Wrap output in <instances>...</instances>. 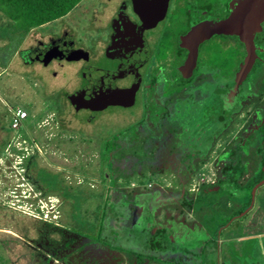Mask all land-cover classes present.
<instances>
[{"label":"flooded vegetation","instance_id":"af4514ba","mask_svg":"<svg viewBox=\"0 0 264 264\" xmlns=\"http://www.w3.org/2000/svg\"><path fill=\"white\" fill-rule=\"evenodd\" d=\"M233 1L80 0L46 24L30 28L19 42L26 46L19 47L15 55L24 65L38 63L41 68L46 67L51 72V79H57L52 92L59 91L57 94L61 98L54 99L55 110L51 112L56 115L52 118L56 121L45 123L33 119L34 122H28L26 126H4V129L0 125V155L2 150H9L8 147L15 150V146L16 156L24 158V171L28 173L34 153L29 152L24 144L35 143L33 135L41 128L46 131L55 129L50 135L56 141L58 135L61 137L58 133L67 130L70 122L65 119V122L57 121L61 114L62 117L65 113L70 114L68 109L60 107L63 102L72 109V115L83 110L84 113L89 111L90 116L94 111L101 116L116 103L130 102L133 106L127 109L129 122L121 131L110 132L112 138L98 148L97 155L99 160L109 161L114 146L120 150L130 147L129 158L150 162L149 177H176V182L160 185L153 180V185L147 182L139 184L146 186L137 185V189H132L134 192L144 189L153 194L145 196L141 192L147 197L149 206L157 207L159 193L173 194L171 199L164 197L161 201L167 200L169 205L176 202L186 210L188 206L194 207L191 211L202 206H231L232 201L224 193L217 202H211L220 191L221 181L225 180L235 179V183L243 185L248 192L253 188L257 192L264 184V36L256 40L259 48L256 66L244 79L240 78L239 90L235 94L232 88L239 82L238 72L248 55L246 46L224 28H216L222 21H228ZM72 16L76 28L69 21ZM32 31L35 35L28 38ZM0 42L5 46L8 44L4 37ZM71 56L74 58L69 59ZM89 115L80 122L90 119ZM76 119L80 118L76 116ZM109 142L113 148L105 150ZM77 154L82 156L80 151ZM80 159L83 160V156ZM243 163L253 168L243 169ZM19 165L23 166L22 160ZM26 172L22 176L24 180ZM85 172H89L88 169ZM27 180L22 184H28ZM96 182L101 185L102 179ZM202 187L205 189L201 190ZM115 188L110 185L108 193L111 198L108 203L107 196L102 216L91 214L89 217L95 225L98 223V232L104 210H114L117 206L128 209L134 202L133 198L123 195L114 199ZM260 195H264V191ZM255 198L254 193L252 206ZM138 200L143 218L144 204ZM120 214L124 218L119 219L117 212L107 216V223L115 225L107 235L114 237L113 234L117 236L121 230H126L119 231L118 224L125 222L126 226L129 213ZM194 218L198 222L195 226L203 229L200 219L195 215ZM162 222L159 233L169 231L176 224L183 225L172 219ZM154 224L158 223L155 221ZM195 226L186 227L194 230ZM90 227L94 225L90 224ZM198 248L199 245L194 243L190 248L192 253L171 248L160 256H151L163 261L174 259L177 264L178 261L179 264H194ZM95 249L98 251L99 248ZM85 250L83 256L96 258L90 247ZM145 251L149 253V250Z\"/></svg>","mask_w":264,"mask_h":264},{"label":"rangeland","instance_id":"374dc122","mask_svg":"<svg viewBox=\"0 0 264 264\" xmlns=\"http://www.w3.org/2000/svg\"><path fill=\"white\" fill-rule=\"evenodd\" d=\"M3 20V18H0V25ZM69 21L75 25L74 28L77 27L75 17L72 16ZM44 29H46V27ZM80 31L82 34L88 36L83 29H80ZM33 35L35 34L32 31L28 34V38H31ZM76 35L80 38L78 33ZM81 40H83V38H81ZM25 46L24 43L20 45V47ZM44 68L45 69L41 68L38 63L24 65L12 49L8 51L6 46L0 42L1 127L11 126V110L16 107L25 110L29 115L28 118L26 117L19 121L18 127L23 124L26 126L28 122H34L33 119L45 123L56 121V119H52L56 115L51 112L53 109L55 110L54 103H52L54 99L61 98L57 94L59 91L56 93L52 92L55 91L53 83L57 81V79H51V72L49 69H46V67ZM254 79L255 77L252 78L253 82ZM55 103L57 105L59 100L55 101ZM132 106L133 104L130 102H121L116 103L109 112L101 116L96 115L95 111L94 115L90 116L89 111L84 113L83 110L77 111L78 113L72 115V109L66 102H63L60 107L68 109L70 114L65 113L64 117H62L63 115L61 114V118L57 121L63 122L65 119V121L70 122L67 130L62 129L58 133L61 134V137L58 135V140L56 141L50 135V132L56 131L55 129L46 131L45 128H41L37 130L35 136L33 135V141H35V143L26 142L24 144L29 149V152L34 153V156L30 158L31 165L29 164L30 168L27 170L28 173L26 170L24 171L26 165L24 158L19 159L16 156L18 152L15 146L13 148L15 150H11L10 147H8L9 150L1 151L3 154L0 155V205L4 207L0 206V210H3L0 211V231L10 234L15 233L16 235L12 234L15 237L19 235V237H21V244L19 243L18 246L22 248L21 251L27 250V248L22 245L23 241L29 244L33 242H45L42 237H38L41 234L39 229H42L41 226L44 223L43 221H49L50 223H59L66 227V230L62 231L64 240L65 237L76 236L79 241L86 238L91 242L89 246L84 245V250L82 252L86 253L87 251L85 248L87 249L90 247L97 260L89 258L90 256L81 257L79 255L81 251L74 254L76 259L80 261L86 259L87 264H122L123 255L121 252L113 250V248L106 244H97L91 238L86 237V235L94 236L99 234L98 223L95 225L89 217L91 214H93V216L97 215L98 217L102 216V209H105L103 207L107 201V196L109 199L108 203L110 201L111 197L109 198V195L111 196V193H108V191L110 185L112 186L113 184V188L116 187L114 185H120L119 188H115L117 192L112 193L114 199L123 195L128 198H133L134 200L133 204L128 207L129 218L126 219V226L124 225L125 222L123 223L126 230H121V232L125 231L122 242L125 243L126 249H131L135 252H139L140 250L143 254L142 258H144L141 264H150L147 260L148 258H151L153 264H177L174 259H164L163 261V259L160 260L159 257H152L151 255L157 254V252L151 251L149 247V253L144 250L143 244L150 246L152 243L155 244L157 242L156 237L154 238L155 235L153 231L148 229L147 223L152 224L156 221L159 226L164 224L162 221L172 219L176 223H182L183 225L193 227L198 223L194 218V211L183 209L181 205H178L176 202L170 203L171 205H169L167 200L161 201L164 197L166 199H171V197L174 196L173 194H167L169 196L167 197L164 193L157 194V207L154 206L152 208L147 202V197H145L147 194H151L150 192L142 188V190H136V192L132 190L134 188L137 189V185L146 184L147 182H151L153 185V180L155 182L158 181L160 185H165L169 181L176 182L177 178L149 177L147 174L151 167L150 162L143 159L137 160L129 158L128 153L131 152L130 147L120 150L116 146L113 148L112 142H109L105 150L113 148L112 160L110 159L108 161L101 158L99 160V156L97 155L98 148L100 149L105 141L112 138L110 132L113 130H116V132L121 131L122 127L129 122L130 118L127 117V109H130ZM58 107L59 106H57V108ZM240 112L236 114V117H238ZM31 114L32 117H30ZM87 115H89L90 119L81 123L80 121L85 119ZM76 116L80 119L77 120ZM66 123L68 124V122ZM215 124L219 125V123ZM231 130L232 128L230 131ZM76 133L78 134L77 137L74 136ZM124 135L125 137L129 136L128 134ZM119 139H121V137ZM71 140L75 141L76 144L73 145L74 142ZM105 150L104 153L108 154V151ZM78 151L81 152L84 158L83 160L80 159L82 157L80 154L76 156ZM139 152L140 154L143 153L142 150ZM122 154H125V156H122ZM21 160L23 166L19 165ZM205 168V170H207L208 167ZM241 168L250 170L253 166L243 163ZM85 169H88L89 172H85ZM23 171L29 175L25 174L24 177L25 180H27L28 177L29 180L27 181L29 183L18 186L20 182H25V180L21 178L22 175H24ZM209 173H212V170H209ZM105 175H109V177L106 178ZM200 177H203V175ZM98 179H102L101 185L96 182ZM234 180L235 179L221 181L219 186L220 191L214 196L211 202H217L219 197L223 195L221 193H224L225 195L227 194L231 201H234L232 205L234 204L233 207L235 209L244 208V203L246 202H249V205L245 211L234 220L235 224H239L232 225L229 228H223L222 230L219 229L221 234L217 232V235L213 234V229L219 224H226L225 216L227 214L225 215V213H222L221 210L216 208H213L211 218H209L210 214L207 213L211 211V209L206 210L204 213L203 211L202 213L198 211L199 214H195L200 219L199 222L203 229L207 230L209 241H205V244L200 245L197 249L198 256L196 257V261H193L194 264H224V262H222L223 259L228 262L232 260V264H264V233L257 235V232L260 231L264 225V208L259 207L258 212V205H264V195H260L263 194L264 184L257 192L254 191L255 188L250 190L249 196L248 189L243 187V185H237ZM202 189L205 188L202 187L201 190ZM141 192H143L145 196H143ZM133 193L137 194L133 195ZM254 193L256 194L254 209L252 208L251 212L246 215L249 216L246 220L242 215L250 208L251 200L254 199ZM151 196H153V194H151ZM39 198H41L42 202L38 200ZM135 198L145 201L140 202L138 200L141 204H144L143 218L141 217L142 209L138 207L139 205L137 206L138 203ZM248 199L250 200L248 201ZM128 201L131 202L130 200ZM51 204L56 207L53 212H51ZM38 205H40V207H45L48 214L37 216L36 212L40 211V209L35 208ZM5 206L7 208L4 210ZM9 206L12 208H9ZM15 209L19 212H14L13 215ZM6 210H8V212H6ZM20 211H26L29 215L27 213H21ZM42 211L45 210L43 209ZM261 217H263L262 220ZM257 220L262 222H258V224L254 223L257 222ZM12 223L14 225L18 223L20 226L26 225V227L31 230L18 233L14 229ZM90 224L94 225V227H90ZM139 224H142V232L135 233V228L138 227ZM144 224L145 226H143ZM71 226L81 230L84 236L77 235L74 231H68V227ZM170 227H172V225ZM113 235L116 237V234ZM31 236H35V238H31ZM99 236L114 238L103 233H100ZM252 238L253 241L251 240L250 243L252 246V251L250 252L252 257H248L246 260L243 257L244 259L242 260L241 257L246 256L247 253L240 255L238 248L239 246L244 247L246 240ZM0 243L6 244L3 240H1ZM214 243L216 245L219 244V249H221L220 254L217 252L216 247H214ZM231 246V251H233V253H238L236 260L233 259L228 252ZM96 247L99 248L97 253ZM31 248L34 254L38 252L36 248ZM126 249H124V251H127ZM21 251L18 252V250H16L15 253L18 254L17 256L8 254V256L11 257L10 261H14L15 259L19 261V264H28L26 258L21 255ZM160 255L161 254H159V256ZM162 257L169 258L165 256ZM1 258L0 256V264H4L5 261H2ZM54 262L50 264H55ZM179 263L180 261H178V264ZM187 264H189V262Z\"/></svg>","mask_w":264,"mask_h":264},{"label":"trees","instance_id":"16d2710c","mask_svg":"<svg viewBox=\"0 0 264 264\" xmlns=\"http://www.w3.org/2000/svg\"><path fill=\"white\" fill-rule=\"evenodd\" d=\"M79 1L80 0H0V18L4 19L0 25V39H2V37L6 38V41L8 43L6 45L7 50L9 51L10 49H12L14 52H16L21 45L19 42L26 35V33L30 30V28L31 29L38 28L39 26L46 24L50 20L67 12L71 8V6L75 5ZM2 129L4 128L2 127ZM248 193L250 196V192ZM135 200L137 202L138 198H135ZM249 200L250 199H248V201ZM248 205H249V202H246L244 203V208H240V209H235L233 207L234 204L231 206H227V207L216 208L218 210H221L222 213H225V215L227 214L225 216L226 224L224 223L222 225L219 224L218 226H216L213 229V234L217 235L220 232L219 229L222 230L223 228L225 229V228L231 227L232 225L239 224V223L235 224L234 220H236L238 215L242 214L245 211ZM0 206L4 207L2 205ZM253 207L254 206H252V200H251L250 208L242 215L246 220H247V217H249L246 215L251 212ZM259 207L264 208V205L262 204L258 205V212H259ZM6 208L7 207L5 206L4 210ZM9 208H12V207L9 206ZM192 208L194 207L188 206V210L191 211ZM210 209L211 211H208L207 213L210 214L209 218H211L212 216L211 212L213 208L206 207V206L195 208L194 215L197 213L199 214V212L202 213V211L204 213L206 210H210ZM0 211H3V210H0ZM104 211H105V214H104V217H102L101 229L98 232L99 234L100 233L109 234V231L111 230V228L113 229L115 228V225L112 226L110 223H107L108 222V220L106 221L107 216H110L112 213L117 212V216L119 219L124 218V216L120 214V212L125 213V211H128V209L122 206L121 208L117 207L114 210L112 208H109L108 210H104ZM6 212H8V210H6ZM14 212L18 213L19 211H16L15 209L13 211V215H14ZM204 216L206 217L205 214ZM262 218L263 217H261V220ZM43 222L44 223L41 226L42 229H39V232H41V234L38 237H42L43 241L45 242H35V243L33 242L32 244H29L23 241L22 245L25 248H27V250L25 251H21L22 248L18 246L19 243L21 244V237H19V235L15 237L14 236L16 235L15 233H12L14 234L12 235L8 232L0 231V237H2L3 235V237L0 238V241L3 240L4 242H6V244L0 243L2 245V246L0 245V256L2 257L1 260L5 261L4 264H15V263L19 264L18 260L14 259V261L13 260L10 261L11 257L8 256V254H11L12 256H17L18 254L15 253L16 250H18V252L21 251V255L24 256V258H26L28 264H50L51 262H54V261H55L54 262L55 264H87L86 259H83V261L82 260L80 261L74 257V254H76L78 251H81L79 255L82 257L83 256L82 251L84 250V245L89 246V244L91 243L90 241H88L86 238H83L82 241H79L78 237L76 236H72L68 238L65 237V240H64V234L62 233V231L66 230V227L64 225L59 224V223L57 224L54 222L50 223L49 221H43ZM258 222H262V221L257 220V222H254V223L258 224ZM120 224L121 223L118 224L119 231L121 229H124V226ZM12 225L14 226V229L18 233H22V231L28 232L31 230L28 227H26V225L20 226V224L18 223L15 225L12 223ZM222 226H225V227H222ZM68 231H71V232L74 231L75 233H77V235H81L82 237L84 236V233L80 232L78 229L74 227H68ZM112 232L115 233L114 230ZM262 233H264V225L262 226L261 230L257 232V235L262 234ZM99 234H97L96 237L93 235L92 236L86 235V237L91 238L97 244L99 243L106 244L110 246L111 248H113L114 250L121 252L123 255L122 264H141L142 261L144 260V258H142L143 254L140 252V250L139 252L137 251L135 252L131 249H126V248H122L116 245H112L110 242L105 241L104 237H100ZM31 238H35V236L34 237L31 236ZM251 240L253 241V238L246 240L244 247L239 246L238 248V251H240V255L247 253L246 256L241 257L242 260L244 258L246 260L248 257L250 258L252 257L250 254V252L252 251V248H251L252 246L250 244ZM31 247L36 248L38 252L34 254L32 252ZM214 247H216L217 252L220 254L221 249H219V244L218 245L215 244ZM124 249H126L127 251H124ZM231 250H232V246L230 249H228V252L230 256L236 260L238 253L237 252L233 253V251ZM97 252L98 251H96V253ZM148 259L151 261V258H148ZM231 261L228 262V261H225L224 259L222 260L224 264H232ZM151 264H153L152 261H151Z\"/></svg>","mask_w":264,"mask_h":264},{"label":"water","instance_id":"95a60500","mask_svg":"<svg viewBox=\"0 0 264 264\" xmlns=\"http://www.w3.org/2000/svg\"><path fill=\"white\" fill-rule=\"evenodd\" d=\"M229 11L228 21H222L216 28H224L232 37H235L246 46L248 55L244 63L240 66L238 72L239 79L237 80L239 81L240 78L244 79L255 68L257 63L259 48L256 45V40L264 36V0H234ZM68 58L71 59L74 57L71 56ZM73 84L76 83L73 81ZM238 84L240 85V81L232 88L235 94L239 90ZM147 225L149 229H153L154 238L156 237L157 242L155 244L152 243L150 246L143 244L144 250H148L149 247L153 251L152 249L155 248L157 254L165 253L167 252L166 250L171 248H179L180 250H186V252L192 253L193 251L190 250L192 244L196 243L200 246L209 238L208 233L198 226H195L194 230H191L189 227L176 224L169 231L166 229L164 232L159 233L162 228L161 226L155 225L154 223H147ZM135 229V233H141L142 224H139ZM124 232L119 233L115 238H105L104 240L110 242L112 245L127 248L125 243L122 242ZM157 233L159 234L157 235Z\"/></svg>","mask_w":264,"mask_h":264},{"label":"clouds","instance_id":"9594fccd","mask_svg":"<svg viewBox=\"0 0 264 264\" xmlns=\"http://www.w3.org/2000/svg\"><path fill=\"white\" fill-rule=\"evenodd\" d=\"M18 107H16L15 109H13V110H11V115H12V117H11V127H12V119H13V112L17 109ZM23 110V109H22ZM25 111V110H24ZM26 112V111H25ZM27 117V114H26V116H25V118ZM24 118V119H25ZM18 127V126H17ZM17 127H13V128H17ZM27 174V173H26ZM23 176V175H22ZM22 178V177H21ZM23 179V178H22ZM24 180V179H23ZM22 183H24V182H20L19 184H18V186L19 185H21V186H23L24 184H22ZM18 188H20V187H18ZM40 202H42L41 201V198H39L38 199ZM37 208H39L40 209V211H37L36 212V215L37 216H40V215H47L48 214V211H46V208L45 207H40V205H38L35 209H37ZM50 208H51V212H53V211H55V208H53V206H52V204H51V206H50ZM45 210V211H42V210ZM22 213H27L26 211H21ZM28 214V213H27ZM29 215V214H28ZM40 219V218H39Z\"/></svg>","mask_w":264,"mask_h":264},{"label":"built area","instance_id":"2783aa9c","mask_svg":"<svg viewBox=\"0 0 264 264\" xmlns=\"http://www.w3.org/2000/svg\"><path fill=\"white\" fill-rule=\"evenodd\" d=\"M26 114L27 113L24 110H22L21 108H17L13 112L12 127H17L19 124V121L24 119Z\"/></svg>","mask_w":264,"mask_h":264}]
</instances>
